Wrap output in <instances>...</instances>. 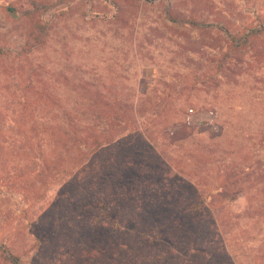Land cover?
I'll use <instances>...</instances> for the list:
<instances>
[{
	"label": "rangeland",
	"instance_id": "rangeland-1",
	"mask_svg": "<svg viewBox=\"0 0 264 264\" xmlns=\"http://www.w3.org/2000/svg\"><path fill=\"white\" fill-rule=\"evenodd\" d=\"M259 20L264 0H0V59H28L41 74L33 87L61 97L56 109H75L81 119L84 111L99 109L85 98L90 84L132 100L143 112L133 130L115 132L92 160L76 169L64 162L49 186L28 179L31 171L20 172V159L0 158V245L20 255L22 264H206L205 253L193 254L179 239L167 245L155 234L142 239L113 231L112 224L190 220L171 208L186 203L197 180L193 174L205 178L204 156L201 165L188 167L197 149L215 136L226 139L221 148L236 143L255 150L262 144L264 33L247 49L230 51L219 29L236 34L243 23L256 26ZM188 109L196 113L191 129L183 124ZM207 111L215 128L206 124ZM93 125L96 133L105 125L115 129ZM174 137L183 140L175 145ZM114 186L122 188L117 200L109 191ZM246 203L240 197L224 206L239 213ZM115 204L125 208L118 211ZM263 237L264 227L255 226L248 243L255 250Z\"/></svg>",
	"mask_w": 264,
	"mask_h": 264
},
{
	"label": "trees",
	"instance_id": "trees-1",
	"mask_svg": "<svg viewBox=\"0 0 264 264\" xmlns=\"http://www.w3.org/2000/svg\"><path fill=\"white\" fill-rule=\"evenodd\" d=\"M259 17L257 16L258 19ZM35 26L45 34L44 26ZM219 29L225 33L230 51L244 50L264 33V20H259L256 26L245 22L236 34L225 26H219ZM40 75L28 65V59H0V122L10 119L7 126L0 123V158L20 159L23 164L19 166L20 172L31 171L34 175L28 179L36 177L41 179L37 181L49 186L61 175L64 162L76 169L84 160H92L103 145L114 140L115 132L131 130L143 112L134 109L132 100L128 98L126 100L130 103L116 94L94 90L92 85L86 84L85 91H90L85 95L86 100L99 109H88L81 115L84 119L80 116L78 118L75 109L67 112L54 107L61 97L48 89L33 87V82L37 81L36 76ZM154 114L156 118L161 116L160 112ZM185 117L183 124L191 129L193 126L186 125ZM44 118L48 122L40 124ZM82 120L86 123L80 126ZM97 121L104 125L113 124L115 129L110 131L111 127L105 125V132L96 133L93 123ZM145 121L150 123L149 118ZM167 124H164L163 129ZM213 126L215 128V124ZM153 133L154 131L150 135ZM259 134V142L262 144L255 150L250 145L237 148L236 143L221 148L226 139L216 136L215 140L210 139L206 145L197 149V157L188 167L201 165V158L204 156L203 162L208 164L205 178H211V183L206 185L205 178L201 179L193 174L197 180L189 191L186 203L171 208L187 218L192 217L190 220L162 222L132 219L122 224L114 221L112 230H124L142 239H150L155 234L156 240L167 245H173L179 239L177 243L193 254L205 253L206 264H264V237L262 245L255 250L248 243L250 230L258 225L264 227V132L259 131L257 137ZM172 140V143L179 145L183 138L174 137ZM196 147L198 146L195 149ZM220 148L230 152L224 153ZM233 154L235 156L230 157ZM164 163L172 166L170 161ZM174 166L181 167L177 163ZM204 167L202 166V170ZM184 168L185 166L182 169ZM19 179L18 183H21L23 179ZM16 180L11 178L7 181L14 185ZM109 191L114 200L122 194L119 186H114ZM104 194L99 195V198L102 199ZM240 197L246 199V208L239 213L228 211V207L224 205ZM114 208L121 211L125 207L115 204ZM222 212L226 214L217 217ZM0 262L22 264L20 255L5 244L0 245Z\"/></svg>",
	"mask_w": 264,
	"mask_h": 264
},
{
	"label": "built area",
	"instance_id": "built-area-1",
	"mask_svg": "<svg viewBox=\"0 0 264 264\" xmlns=\"http://www.w3.org/2000/svg\"><path fill=\"white\" fill-rule=\"evenodd\" d=\"M194 114H196V113H194L193 109H188L187 110L186 117H185V123H186L187 126H193V123L191 121V117H193ZM205 116H207L209 118V121H208V123L206 122V124L208 126L212 127L213 126V123H212L213 122V112L212 111H207ZM172 134H173V132H170V135H172Z\"/></svg>",
	"mask_w": 264,
	"mask_h": 264
}]
</instances>
